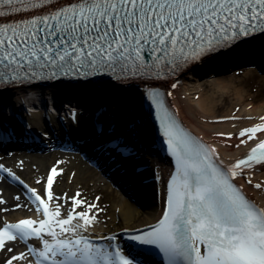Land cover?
Here are the masks:
<instances>
[{
  "label": "snow or ice",
  "instance_id": "obj_1",
  "mask_svg": "<svg viewBox=\"0 0 264 264\" xmlns=\"http://www.w3.org/2000/svg\"><path fill=\"white\" fill-rule=\"evenodd\" d=\"M261 37L264 0H0V144L28 130L5 128L10 93L97 84L139 86L174 170L164 187L159 219L147 230L124 229L127 240L155 247L164 264H264V208L244 191V184L264 191V182L253 184L249 175L257 166L264 169V123L242 127L235 137L217 133L238 140L237 149L255 142L242 158L223 165L216 147L178 124L154 86ZM106 116V110L99 111V128L93 129L99 147L123 155L121 145L109 143L117 139V131ZM65 119L70 127H79L82 117L70 108ZM125 130L132 137L135 121L129 120ZM23 163L18 162L21 170ZM62 163L57 161L44 178L35 179L39 187L0 163V180L11 179L22 188L26 203L15 208H27L36 217L0 224L2 264H135L116 233L98 238L107 242L104 246L91 238L104 211L100 196L88 201L79 190L72 196L56 194ZM75 176L71 173L68 182ZM238 179L244 184H237ZM13 199L19 202L21 195ZM6 204L0 194V205ZM18 244L23 245L20 251Z\"/></svg>",
  "mask_w": 264,
  "mask_h": 264
},
{
  "label": "bare ground",
  "instance_id": "obj_2",
  "mask_svg": "<svg viewBox=\"0 0 264 264\" xmlns=\"http://www.w3.org/2000/svg\"><path fill=\"white\" fill-rule=\"evenodd\" d=\"M249 54L246 55V59H244L245 56L239 55L237 57L225 60H221L220 62H216L217 64H210L213 66H218V68H222L224 66H229L233 64L234 62H237L238 60H248L250 59L251 55L255 57L259 61L264 60V42L257 45L255 48L248 49L247 51ZM212 66V67H213ZM243 71L245 74H251L255 70L253 67V63L250 62ZM209 67H202L197 69L198 75H202L203 73H206V69ZM225 76L220 77L219 80H216V83L222 82V78ZM191 79V72H186L182 74L176 81L169 83L164 88L168 93H171V99L173 101L174 107L177 110L179 116L184 121V123L193 130L196 134L199 136L204 137L207 141H209L213 146L217 148V151L219 154L224 158L226 161H235L236 159L242 157L244 154L247 153L248 147H251L253 142H250L248 147L241 146V148L237 149L234 147L236 143L239 141L233 138L232 140H227L224 137L218 136L217 133L223 132V133H232L235 134L238 133L239 129L242 127H249L253 126L258 123H264V120H261V117H264V102L260 103L258 105L253 103H248L245 105L244 109L239 112L237 117L238 120H235V122L230 121H218L215 116L214 107H215V100H214V93L212 92L210 95H205L202 93V87L204 83L209 81L208 79L198 82V84L192 85L190 83ZM210 79V78H209ZM175 83L177 87L173 89L171 85ZM216 89L224 92L227 90H235L237 94V99L239 101H242V93L241 89L233 87L230 83L221 85V87H215ZM221 88V89H220ZM124 93L122 94L120 99H109L107 102H105V106L108 107L110 110H115L119 116V119L122 117H126L129 120L135 121L136 125V132L137 136L140 137V140L143 145L149 144V139H147L151 135V126L149 124L147 115L144 112L143 109V101L141 95L135 90V88H124ZM26 92L21 93H10L13 96L11 97L12 101L17 102L20 97L24 96ZM86 99H85V98ZM84 99L88 101L96 102V97H94L90 93H86L84 96L79 97V99ZM73 100H76L78 98L72 97ZM18 112V110H16ZM230 116V115H228ZM225 116V117H228ZM20 118V117H17ZM31 119L28 118V120ZM7 123L11 122L10 119H5ZM235 124V127L233 125ZM262 138H264V133L260 134ZM142 138V139H141ZM231 145V146H229ZM35 162L34 165H37V168L40 169V173L46 174L47 170L52 167V161L47 159H34ZM150 162L147 159L148 163ZM30 163V162H29ZM32 164L25 163L27 165V171L32 174V172L35 170V166ZM152 163V162H151ZM154 163V162H153ZM62 165V168L66 171L69 170L71 172L76 173V178L85 179L90 176V173L92 172L97 173L96 171H92V169H88L86 166V163H84L81 159L75 160L72 158L70 161L67 159ZM147 166V164H143V166ZM156 165V164H155ZM152 167V165H151ZM154 167V166H153ZM160 170L158 172L161 173L160 177H158L159 183L158 187L159 190L157 194L161 193L162 189V183L167 178L169 170L167 167H165L162 163L160 166L158 165ZM153 169H151L152 171ZM109 171V170H108ZM107 173L106 171H101V175ZM92 174V175H93ZM99 174V173H98ZM127 177L130 178L132 181V177L127 171ZM153 173L150 174L152 176ZM251 175V178L253 180V184L257 182H264V169L258 168L254 173L249 174ZM102 177V176H101ZM153 177V176H152ZM151 178V177H149ZM157 178V177H156ZM155 178V179H156ZM120 181L122 177L119 173L114 175V178H111V180ZM141 178L135 179V183L129 182L126 178V184L124 185V188H126L125 191L116 192V200L115 203L112 205L111 210L109 214L106 217H100L102 215L101 213L98 216V222L95 226V229L92 231L91 238L99 243L101 246H104L107 244L106 241L98 239L99 237H102L104 235H111L112 233H116L119 237H121L124 233V229L129 230H142L144 228L149 227L150 225H153L156 223V221L161 216V211L159 209V206L156 205L155 202V194H156V186L150 185V183L142 182L140 181ZM240 184H244L243 180H237ZM101 185L104 183L101 182ZM4 185L2 196L6 197L7 204L6 205H0V208H8L9 211L4 212L1 211L0 213V224L7 221L9 223H15L19 219L23 218H36L34 213L30 215H25L24 208L21 209L22 211H14L15 205L17 203H22L23 198L21 197V200L19 202L15 201L13 197L16 195L13 193V189L9 188L5 184ZM108 189H111V182L107 181L106 184ZM2 191V189L0 188ZM244 190L246 193L257 203L261 205L262 208H264V191L256 190L253 187L244 184ZM112 191V190H111ZM17 195H19L17 193ZM136 200V201H135ZM121 238L118 240V243H120ZM31 243L38 244L37 241H31ZM23 249V245L19 247L20 251ZM2 260H0V264H2Z\"/></svg>",
  "mask_w": 264,
  "mask_h": 264
},
{
  "label": "rangeland",
  "instance_id": "obj_3",
  "mask_svg": "<svg viewBox=\"0 0 264 264\" xmlns=\"http://www.w3.org/2000/svg\"><path fill=\"white\" fill-rule=\"evenodd\" d=\"M242 63L241 65L243 66ZM240 65V66H241ZM228 70V69H227ZM227 70L222 71V73L219 74H224ZM221 72V71H220ZM237 70H232L229 73H226L225 75H215L212 77H209V75H192L190 79V83L192 85L198 84V82H202L206 79V83L201 85L202 87V93L205 95H210L212 92L214 93V100H215V107H214V114L216 117V120L218 121H225L224 118L225 116L231 117L239 114L241 110L244 109L245 105L248 103H253V104H260L264 102V78L261 77V75L254 73V74H244V73H237ZM213 74V73H210ZM201 76H203V79H200ZM225 76L222 78V82L216 83V80H219L220 77ZM227 76V77H226ZM210 78V79H209ZM230 83L233 85L235 88L241 89L242 93V101H239L237 99V94L236 91L233 89L227 90V91H220L216 89L215 87H221V85H226ZM221 89V88H220ZM230 122H235V120H226ZM18 157V158H17ZM60 158L55 157L50 159L52 162L53 161H58ZM34 158H24L21 156H14L12 158H9L6 160L7 162H11L10 165L11 167L17 168L15 171L18 176H20L21 179H23L25 182H27L28 179H31V181H35L37 178H44V174L42 172L40 173V169L37 168V165H34L35 162L33 161ZM23 161L24 163L32 164L35 166V170L30 174L29 171L26 170L25 164L23 165V170L20 169L18 166V162ZM30 162V163H29ZM27 164V165H28ZM70 171H64V175L59 179V182L55 184L54 189L57 195H61L64 192H67L69 196H72L73 193L77 190L83 193V196L88 200V201H93L96 196H100L101 199L99 201V206L104 209V211L101 213L100 217H106L110 210L112 205L115 203V198H116V191L111 187V189H108L107 185H101L100 183L103 182L99 175L93 174L92 172L90 173V176L85 179L81 178H75L72 180L71 183L68 182V178L71 175ZM93 174V175H92ZM27 179V180H26ZM34 187H39L38 185H34ZM112 190V191H111ZM21 192L19 189L14 193H18L21 195ZM0 194H2V191H0ZM17 195V194H16ZM4 197V196H3ZM19 210V209H15ZM20 211H22L20 209ZM1 212V211H0ZM25 213H29L27 208H24ZM1 214V213H0ZM3 214V213H2ZM100 222V220H98ZM3 256H0V260H2Z\"/></svg>",
  "mask_w": 264,
  "mask_h": 264
}]
</instances>
